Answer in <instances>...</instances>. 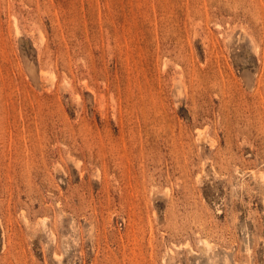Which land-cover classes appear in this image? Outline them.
Listing matches in <instances>:
<instances>
[{
    "label": "rangeland",
    "instance_id": "obj_1",
    "mask_svg": "<svg viewBox=\"0 0 264 264\" xmlns=\"http://www.w3.org/2000/svg\"><path fill=\"white\" fill-rule=\"evenodd\" d=\"M0 264H264V0H0Z\"/></svg>",
    "mask_w": 264,
    "mask_h": 264
}]
</instances>
